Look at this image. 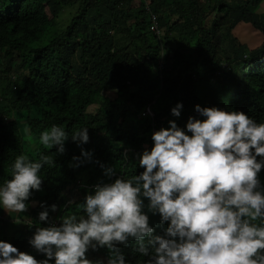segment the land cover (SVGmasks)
Instances as JSON below:
<instances>
[{
    "label": "trees",
    "instance_id": "16d2710c",
    "mask_svg": "<svg viewBox=\"0 0 264 264\" xmlns=\"http://www.w3.org/2000/svg\"><path fill=\"white\" fill-rule=\"evenodd\" d=\"M149 1L161 40L148 29L142 0H0V184L11 179L18 155L52 158L26 212L0 208V233H18L5 241L38 260L45 256L28 241L36 227L47 226L38 221L40 205H57L52 220L80 215L75 203L91 186L142 172L133 153L150 147L153 130L176 119L170 110L177 102L184 105L180 126L195 115L196 104L242 110L264 122V40L249 49L234 34L243 24L264 38V13H258L264 0ZM148 107L153 118L142 116ZM54 124L69 133L88 127L89 141L78 145L69 136L65 153L56 155L39 139ZM81 148L92 160L70 167ZM101 163L115 175H105ZM84 171L88 178L80 181ZM70 198L74 204L64 209ZM18 218L31 222H14ZM150 222L159 225V216L150 215ZM166 227H156V234ZM121 248L132 264H143L131 244ZM88 255L102 259L108 252Z\"/></svg>",
    "mask_w": 264,
    "mask_h": 264
},
{
    "label": "clouds",
    "instance_id": "9594fccd",
    "mask_svg": "<svg viewBox=\"0 0 264 264\" xmlns=\"http://www.w3.org/2000/svg\"><path fill=\"white\" fill-rule=\"evenodd\" d=\"M158 26V35L150 23L148 29L161 40L159 18ZM183 108L177 102L170 110L176 119L153 130L150 147L133 153L142 172L114 180V169L100 164L113 178L91 186L83 201L75 203L82 214L52 220L50 211L56 212L57 205L50 210L40 205L44 210L38 221L47 226L36 227L28 243L44 259L5 241L18 234L6 230L0 233V264H132L121 248L130 244L143 264H264V122L242 110L196 104L195 115L180 126ZM148 115L154 117L150 107L142 113ZM69 136L86 144L88 127L69 133L54 124L39 139L56 148L57 155L65 153ZM122 156L129 160L127 151ZM92 158V152L81 148V156H73L69 166L77 168ZM50 163L49 155L38 160L18 155L11 179L0 184V208L26 212L32 191L41 190V169ZM79 180L78 186L86 187ZM72 204L70 198L63 208ZM150 215L159 216V225L150 222ZM22 221L31 222H14ZM165 224L163 234H156V227ZM99 249H106L107 257L90 259L89 251Z\"/></svg>",
    "mask_w": 264,
    "mask_h": 264
},
{
    "label": "rangeland",
    "instance_id": "374dc122",
    "mask_svg": "<svg viewBox=\"0 0 264 264\" xmlns=\"http://www.w3.org/2000/svg\"><path fill=\"white\" fill-rule=\"evenodd\" d=\"M258 13H264V3L261 5V7L258 10ZM71 12L67 11L66 15H70ZM64 24H66V21H64ZM63 29H65L64 27H62ZM235 35H237V37H239L240 41L245 43L247 45V47H249V49H255L258 46L262 45L263 43V34L260 32H256L254 31L250 26L248 25H243L241 24L239 26L238 29L235 30L234 32ZM47 41L43 42L42 44L46 43ZM172 47H176V42L173 41L172 43ZM88 178V172H83L81 173L79 179H87ZM97 180V178H96ZM59 220V217H58ZM11 235V233H10ZM0 238H2V236L0 235ZM89 258L92 260H97L98 258L93 257L91 255H89Z\"/></svg>",
    "mask_w": 264,
    "mask_h": 264
},
{
    "label": "built area",
    "instance_id": "2783aa9c",
    "mask_svg": "<svg viewBox=\"0 0 264 264\" xmlns=\"http://www.w3.org/2000/svg\"><path fill=\"white\" fill-rule=\"evenodd\" d=\"M144 1L146 4H148L146 0ZM150 30L157 35L160 33L158 26V18L155 14L152 13L150 14Z\"/></svg>",
    "mask_w": 264,
    "mask_h": 264
}]
</instances>
